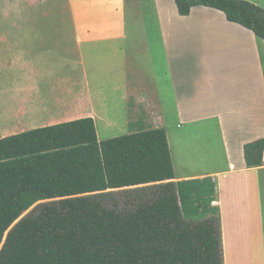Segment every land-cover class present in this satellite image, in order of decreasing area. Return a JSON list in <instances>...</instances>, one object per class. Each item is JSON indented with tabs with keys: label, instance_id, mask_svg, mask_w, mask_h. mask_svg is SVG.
I'll use <instances>...</instances> for the list:
<instances>
[{
	"label": "crops",
	"instance_id": "1",
	"mask_svg": "<svg viewBox=\"0 0 264 264\" xmlns=\"http://www.w3.org/2000/svg\"><path fill=\"white\" fill-rule=\"evenodd\" d=\"M67 15L0 28V138L89 116L99 140L163 127L174 181H216L224 264H264V164L243 154L264 138V40L174 0H68Z\"/></svg>",
	"mask_w": 264,
	"mask_h": 264
},
{
	"label": "trees",
	"instance_id": "2",
	"mask_svg": "<svg viewBox=\"0 0 264 264\" xmlns=\"http://www.w3.org/2000/svg\"><path fill=\"white\" fill-rule=\"evenodd\" d=\"M174 2L180 15L218 9L264 40L251 1ZM138 120L103 140L90 116L0 138V264H224L216 181H174L165 129ZM243 154L264 164V138Z\"/></svg>",
	"mask_w": 264,
	"mask_h": 264
},
{
	"label": "rangeland",
	"instance_id": "3",
	"mask_svg": "<svg viewBox=\"0 0 264 264\" xmlns=\"http://www.w3.org/2000/svg\"><path fill=\"white\" fill-rule=\"evenodd\" d=\"M67 5L68 0H0V28L21 24L69 26Z\"/></svg>",
	"mask_w": 264,
	"mask_h": 264
}]
</instances>
